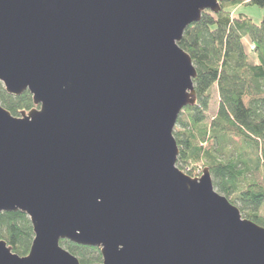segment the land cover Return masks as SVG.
<instances>
[{
  "label": "water",
  "instance_id": "95a60500",
  "mask_svg": "<svg viewBox=\"0 0 264 264\" xmlns=\"http://www.w3.org/2000/svg\"><path fill=\"white\" fill-rule=\"evenodd\" d=\"M219 0H0V214L32 223L30 252L0 238V264H264V227L178 166L174 130L197 104L180 45ZM264 24V20H263Z\"/></svg>",
  "mask_w": 264,
  "mask_h": 264
},
{
  "label": "trees",
  "instance_id": "16d2710c",
  "mask_svg": "<svg viewBox=\"0 0 264 264\" xmlns=\"http://www.w3.org/2000/svg\"><path fill=\"white\" fill-rule=\"evenodd\" d=\"M219 2L221 11H204L200 21L186 28L179 42L197 69L194 84L198 100L184 108L174 130L179 146L177 166L182 171V164L209 168L214 187L231 203L241 201L239 208L246 218L264 227V215L259 212L264 211V185L254 174L264 167V24L255 23L240 10L233 11L245 5L264 7V0ZM250 43L255 44L254 51ZM214 87L218 109L208 120ZM0 103L14 116L35 107L30 91L11 95L1 83ZM235 137L248 150L236 149L233 153ZM0 238L15 253L27 255L34 239L28 215L21 211L1 213ZM61 244L81 264L103 260L99 247L68 240Z\"/></svg>",
  "mask_w": 264,
  "mask_h": 264
},
{
  "label": "rangeland",
  "instance_id": "374dc122",
  "mask_svg": "<svg viewBox=\"0 0 264 264\" xmlns=\"http://www.w3.org/2000/svg\"><path fill=\"white\" fill-rule=\"evenodd\" d=\"M238 10H240L243 14L251 18L255 23H261L264 20V7H259L255 5H245V6H238V7L233 8V11L235 12ZM250 44H253V43H250ZM252 61L254 60L252 59ZM0 83L3 85L2 82ZM217 109H218V92H217V88L214 87L212 90L211 104L207 111L208 120L212 119L216 115ZM236 149H238L237 152H241L242 150H248L246 145L238 137H235V147H233V153H236ZM182 166L184 169L183 171L186 173H190L191 174L190 176L192 177H195V174L198 172V170H201V172H203L205 169L201 165L195 166L193 164H188V165L182 164ZM254 174H255V178H258L260 183L264 185V167L261 168L260 170L254 171ZM215 190L219 192L218 189L215 188ZM234 197L235 195H233L231 198H234ZM228 199L230 200V198ZM236 202L237 203L235 204L233 203V204L237 206L238 208L243 205L242 202L239 200H237ZM259 212H261V214L264 215V211L262 209H260ZM242 215L244 218H246V215H244V213H242Z\"/></svg>",
  "mask_w": 264,
  "mask_h": 264
},
{
  "label": "built area",
  "instance_id": "2783aa9c",
  "mask_svg": "<svg viewBox=\"0 0 264 264\" xmlns=\"http://www.w3.org/2000/svg\"><path fill=\"white\" fill-rule=\"evenodd\" d=\"M250 47H251V49L252 50H255V48H256V46H255V44H250ZM201 170H198V172L195 174V177H200L201 176Z\"/></svg>",
  "mask_w": 264,
  "mask_h": 264
}]
</instances>
